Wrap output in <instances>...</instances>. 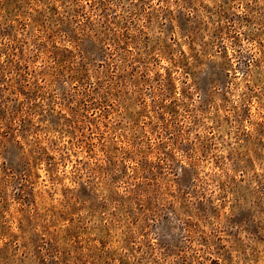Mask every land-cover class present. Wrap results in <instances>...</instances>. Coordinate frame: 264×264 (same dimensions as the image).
<instances>
[{"label": "rangeland", "instance_id": "1", "mask_svg": "<svg viewBox=\"0 0 264 264\" xmlns=\"http://www.w3.org/2000/svg\"><path fill=\"white\" fill-rule=\"evenodd\" d=\"M0 264H264V0H0Z\"/></svg>", "mask_w": 264, "mask_h": 264}]
</instances>
